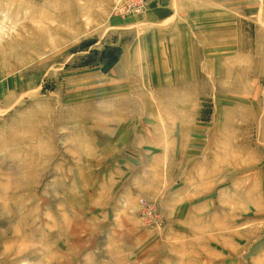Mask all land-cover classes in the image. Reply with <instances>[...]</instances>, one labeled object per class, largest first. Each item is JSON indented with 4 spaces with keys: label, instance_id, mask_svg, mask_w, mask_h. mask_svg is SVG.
<instances>
[{
    "label": "rangeland",
    "instance_id": "374dc122",
    "mask_svg": "<svg viewBox=\"0 0 264 264\" xmlns=\"http://www.w3.org/2000/svg\"><path fill=\"white\" fill-rule=\"evenodd\" d=\"M0 264H264V0H0Z\"/></svg>",
    "mask_w": 264,
    "mask_h": 264
},
{
    "label": "crops",
    "instance_id": "0c3cea01",
    "mask_svg": "<svg viewBox=\"0 0 264 264\" xmlns=\"http://www.w3.org/2000/svg\"><path fill=\"white\" fill-rule=\"evenodd\" d=\"M154 2H155V1H153V3H154ZM151 3H152V2H151ZM150 5H151V4H150ZM153 5H157V7H159L160 10H163V9H162V5H161V3L157 2V4H153ZM165 15H166V13L164 12L161 16L164 17ZM168 19H169V18H168ZM164 20H165V18L163 19V21H164ZM161 21H162V20H161ZM158 22H160V20H158ZM158 22H157V23H158ZM157 23H156V24H157ZM182 67H183V68H187V66H185V67L182 66Z\"/></svg>",
    "mask_w": 264,
    "mask_h": 264
},
{
    "label": "bare ground",
    "instance_id": "6f19581e",
    "mask_svg": "<svg viewBox=\"0 0 264 264\" xmlns=\"http://www.w3.org/2000/svg\"><path fill=\"white\" fill-rule=\"evenodd\" d=\"M120 2L124 3V0H120ZM118 5L121 6V8H120L121 12H119V13H122V11L124 10L122 7L123 5L122 4H118ZM124 6H125V4H124Z\"/></svg>",
    "mask_w": 264,
    "mask_h": 264
},
{
    "label": "built area",
    "instance_id": "2783aa9c",
    "mask_svg": "<svg viewBox=\"0 0 264 264\" xmlns=\"http://www.w3.org/2000/svg\"><path fill=\"white\" fill-rule=\"evenodd\" d=\"M120 9V8H119Z\"/></svg>",
    "mask_w": 264,
    "mask_h": 264
}]
</instances>
